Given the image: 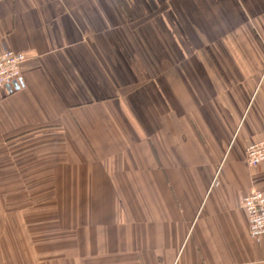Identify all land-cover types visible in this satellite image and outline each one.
Wrapping results in <instances>:
<instances>
[{
    "label": "crops",
    "instance_id": "obj_1",
    "mask_svg": "<svg viewBox=\"0 0 264 264\" xmlns=\"http://www.w3.org/2000/svg\"><path fill=\"white\" fill-rule=\"evenodd\" d=\"M249 12L264 0H0V52L26 57L0 90V264H264L240 201L264 192Z\"/></svg>",
    "mask_w": 264,
    "mask_h": 264
},
{
    "label": "built area",
    "instance_id": "obj_2",
    "mask_svg": "<svg viewBox=\"0 0 264 264\" xmlns=\"http://www.w3.org/2000/svg\"><path fill=\"white\" fill-rule=\"evenodd\" d=\"M25 61L23 54L13 50L0 52V90H10L21 78V68ZM245 160L250 168L264 163V140L247 146ZM241 201L249 220V234L254 241H260L264 237V193L254 190Z\"/></svg>",
    "mask_w": 264,
    "mask_h": 264
},
{
    "label": "rangeland",
    "instance_id": "obj_3",
    "mask_svg": "<svg viewBox=\"0 0 264 264\" xmlns=\"http://www.w3.org/2000/svg\"><path fill=\"white\" fill-rule=\"evenodd\" d=\"M256 9L259 11V7H257ZM263 19H264L263 15L259 14L258 20H256V21L253 20L252 16L250 15V12H249L248 22H247V31H252V32H255V31H258V30L264 31V22L262 23V21H261ZM256 41L259 43V46L264 48V38L260 37ZM256 191L262 192L261 190H256ZM241 205H242V201H241Z\"/></svg>",
    "mask_w": 264,
    "mask_h": 264
}]
</instances>
